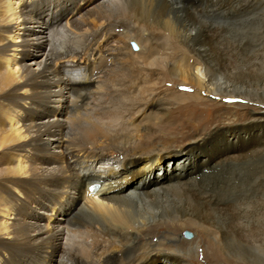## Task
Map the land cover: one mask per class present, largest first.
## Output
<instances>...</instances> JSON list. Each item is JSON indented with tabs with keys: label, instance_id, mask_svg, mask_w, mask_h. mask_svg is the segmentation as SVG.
I'll list each match as a JSON object with an SVG mask.
<instances>
[{
	"label": "bare ground",
	"instance_id": "obj_1",
	"mask_svg": "<svg viewBox=\"0 0 264 264\" xmlns=\"http://www.w3.org/2000/svg\"><path fill=\"white\" fill-rule=\"evenodd\" d=\"M260 2L0 0V264H264L263 208L234 238L220 183L245 167L264 176V60L217 62L231 52L221 22L252 20ZM167 78L193 89L175 108L159 96ZM215 105L244 110L212 128ZM172 109L185 145L138 133L143 112ZM186 227L193 239L178 237Z\"/></svg>",
	"mask_w": 264,
	"mask_h": 264
},
{
	"label": "rangeland",
	"instance_id": "obj_2",
	"mask_svg": "<svg viewBox=\"0 0 264 264\" xmlns=\"http://www.w3.org/2000/svg\"><path fill=\"white\" fill-rule=\"evenodd\" d=\"M260 1L262 2V4L260 2V4L258 3L257 6V11L259 13L257 16L255 15L252 20L246 19L239 23L236 20H228L225 21V23L221 22L224 26L229 27L230 30V33H228L229 41L224 43L228 46L227 48L231 51L229 52L230 53L229 55H220L219 56L220 59H218L219 61L217 60L219 66L222 68L223 71L230 72V70L234 71V69L236 68H237L236 70H238L242 66L248 67L254 64H259L261 58L264 60L263 58L264 57V4H263L264 0H260ZM132 42L133 41L131 40L129 41L130 50L132 49L131 51L133 52L138 51L140 46L134 42L137 45L136 49H134L131 45ZM99 58L100 56H94L92 60H89V64L93 63L95 60H98ZM71 61L73 63H79V65L84 64L79 60L77 61V58H73L71 59ZM64 68L67 67H63L62 68L63 71ZM169 80H172V78H167L166 80H164L162 85L159 87L161 89L159 96L162 98H166L164 99V101L168 100L169 102H171V108H175L177 105H180V103H183L186 100L185 101L182 99L177 100L172 97L177 95V93H181V92L192 93L193 89L190 86H183V88H181L177 85L176 81L171 82ZM78 104H81V102H79ZM205 106L209 108V105H205V104H201V106H198L197 108L205 109L206 108ZM188 108H193V107L189 106ZM214 108H211L212 111L210 109V112L213 115L212 126H211L212 128L213 127L219 128L222 127L224 124L231 123L232 121H230L229 116H231L233 112H237L238 110H244V108L242 109L240 107L239 109L235 108L232 111L229 107L226 106L217 107L216 105L214 106ZM174 111L175 109H172L171 113H169L168 116L162 119H156L157 116L156 112H152V111L151 112L148 111L149 113L147 111L143 112V114L135 122V124H138L139 127L138 130H140L138 131V133L142 135H146V137L148 138H151L154 142H156L154 144L155 146H159L161 148H168L167 150H171L170 148L173 146H175V148L173 149H178L177 146L182 144L185 145L187 141H182L180 142L182 144H179L171 140L172 137L180 135L178 133L180 131L173 129V126H175L174 125L175 122L173 121ZM202 133L204 134V131H200L201 135H203ZM198 153H199L198 156L194 158L193 162L203 159L205 151L199 149ZM180 156L181 155L178 152H176L166 157L161 156L160 159L164 161L165 168H168L169 167L168 162L170 161L174 163V161L179 159ZM135 163L140 164L139 161H136ZM253 170L254 168L252 167H247V168L245 167L231 174V176L228 175L229 178L225 180V183L220 182L225 187L224 188L225 192L223 191L222 194L226 197V199L229 198V200L232 203V208L230 212L231 215L228 216L227 218L228 220L226 219L227 226L228 228L231 227L232 230H234L232 231L233 233L231 232V235L236 239L239 238L242 242L246 241L248 238V234L246 233L247 232L246 230L248 231L250 230L251 232L252 227L254 226L256 210L258 208H263V211L261 213H264V195L263 193L259 192L257 189L260 186H264V176L261 175L260 177L258 176L257 179H255L253 176H251V172ZM132 177L137 179V175L134 174L133 176L127 177L126 181L129 182L130 178L131 180H135L134 178L132 179ZM79 196H82V194L80 193ZM83 201H85V199ZM77 202L78 199H76L74 203ZM66 210L67 211L64 210L60 211L59 216L67 215V214H70L72 216L74 215L73 212L74 210L72 206L67 207ZM243 210L245 211L244 214L247 215V218L245 220H243L244 218L242 219L239 216L241 215ZM239 226L244 227V229L242 231H238L237 229ZM185 230L192 232L191 238L188 239L185 236H182ZM194 235L195 232L190 227H186L181 232L178 233V237L184 240L193 239ZM247 244L248 243H246V245ZM227 256L232 260H235L233 257H231V255L227 254ZM210 260H211L210 256L200 255L197 258L194 257L193 262L194 264H210ZM237 260L241 262L240 259ZM152 264H159V262H154ZM224 264H229V263L225 261Z\"/></svg>",
	"mask_w": 264,
	"mask_h": 264
},
{
	"label": "water",
	"instance_id": "obj_3",
	"mask_svg": "<svg viewBox=\"0 0 264 264\" xmlns=\"http://www.w3.org/2000/svg\"><path fill=\"white\" fill-rule=\"evenodd\" d=\"M131 45L134 49H136L137 45L134 42H132ZM183 236H185L186 238H190L192 236V232L185 230L183 232Z\"/></svg>",
	"mask_w": 264,
	"mask_h": 264
}]
</instances>
